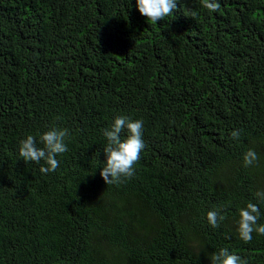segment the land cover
I'll list each match as a JSON object with an SVG mask.
<instances>
[{"label": "trees", "instance_id": "obj_1", "mask_svg": "<svg viewBox=\"0 0 264 264\" xmlns=\"http://www.w3.org/2000/svg\"><path fill=\"white\" fill-rule=\"evenodd\" d=\"M120 114L143 120L145 149L106 185L96 153ZM53 126L68 151L42 174L19 143ZM257 192L264 0H177L157 23L135 0H0V264H210L221 247L264 264V235L235 232L249 201L264 223Z\"/></svg>", "mask_w": 264, "mask_h": 264}, {"label": "clouds", "instance_id": "obj_2", "mask_svg": "<svg viewBox=\"0 0 264 264\" xmlns=\"http://www.w3.org/2000/svg\"><path fill=\"white\" fill-rule=\"evenodd\" d=\"M139 14L153 23L173 15L177 8V0H135ZM203 7L215 12L219 0H203ZM234 136L239 135L233 132ZM105 144L102 149L104 160L96 162L100 167L99 175L106 185L131 179L135 174L134 165L140 159L145 149L144 122L141 118L133 119L120 114L113 118L110 127L103 130ZM68 130L53 126L45 131L27 134L19 143V156L25 162L40 165L39 172L49 174L55 172L60 161L57 157L68 151L66 139ZM39 145H42L39 146ZM257 153L248 149L243 155L244 166H250L257 160ZM257 197L264 200V192H257ZM261 209L251 201L238 207L235 232L239 240L248 243L253 239V233L264 235V223H259ZM224 219L222 210L215 208L207 211L206 220L209 226L217 228ZM210 264H248L246 258L237 251L219 248L207 256Z\"/></svg>", "mask_w": 264, "mask_h": 264}]
</instances>
